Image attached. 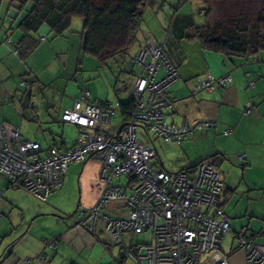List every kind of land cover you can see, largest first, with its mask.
<instances>
[{"label":"crops","instance_id":"1","mask_svg":"<svg viewBox=\"0 0 264 264\" xmlns=\"http://www.w3.org/2000/svg\"><path fill=\"white\" fill-rule=\"evenodd\" d=\"M8 5L7 0H0V17L4 12L8 13L4 23L0 24V122L18 126L23 138L40 142L45 150L50 146L68 150L75 146L83 128L65 122L63 114L73 107L82 92L77 93L78 96L72 102L62 101L64 108L61 106V111L57 109V99L51 100V94L45 95L38 100L45 103L42 115V109L38 107L40 109L37 111L36 108V112L15 114L14 121H7L8 107L16 99L24 102L26 89L32 88L30 82L35 81L41 89L43 80L49 83L50 88L53 82L47 76L51 74V46L47 45L49 47L43 49V52H39L38 46L28 54L20 55L16 46L28 32L23 27L22 32L13 29L8 20L11 10ZM178 26V30L182 29L181 24ZM150 30L144 32L145 39L152 35L162 43L165 42V32H156L155 35ZM46 33L49 32H43ZM168 33L179 38V44L174 45L177 52L173 56L179 78L168 88L169 93L176 98V107L167 120L177 125L215 120L218 125L197 131L186 137L181 144L160 138V141L176 145V152L164 160L155 145L153 147L157 149V156L151 163L154 167L170 171L195 168L205 159L217 166L224 182L222 206L234 230L224 235L222 250L229 256L230 264H250L246 250L239 247L236 233L247 227L254 240L264 246V51L249 56H227L206 49L198 38L184 37L185 29L183 32ZM37 34L31 32L27 36L29 44L33 43ZM9 38L12 42L8 41ZM81 42V50L87 54L83 49V33ZM64 72L72 74L74 79L78 77L77 69L72 71L67 68ZM208 73L215 77L231 75L233 79L225 86L195 92L198 79ZM89 93L93 100L109 101L114 108L118 106L122 124L112 125L117 112L115 108L110 122L105 125L106 130L115 133L127 123L129 118L124 120L120 98L115 104L108 92L105 95L98 89L96 93ZM249 106L250 112H246ZM32 124L35 128L32 132L26 131L24 135L22 127L28 128ZM227 129L229 131L225 133ZM101 173L102 162L97 159L73 162L64 176L63 184L53 189L45 200L23 187L12 186L8 178L0 174V264H120L121 261L134 264L132 259L123 257L124 247L136 245L135 238L146 232L151 234V239L140 242H150V229L136 236L126 233L123 242L117 243L104 226L98 224L97 231L93 232L79 225L77 216H74L80 207L89 208L98 201L104 188ZM126 176L128 183H116V176L113 183L129 186L131 178ZM237 189L246 193L258 191L260 201L251 209L253 198L248 195V204L242 202V209L236 207L233 196ZM107 209L121 214L129 212V206L124 201H111ZM127 236H130V241L126 242ZM53 239L58 240L54 248L49 246Z\"/></svg>","mask_w":264,"mask_h":264},{"label":"built area","instance_id":"2","mask_svg":"<svg viewBox=\"0 0 264 264\" xmlns=\"http://www.w3.org/2000/svg\"><path fill=\"white\" fill-rule=\"evenodd\" d=\"M8 41L12 42L10 38ZM135 60L146 73L133 88L138 103L122 128L115 133L106 130L115 108L110 102L92 100L89 91L63 114L65 122L83 128L75 146L68 150L56 146L45 150L40 142L23 138L18 126L0 122V174L12 186L23 187L45 200L63 184L73 162L97 159L102 162L104 188L94 206L79 208V225L93 232L102 225L117 243L123 242L126 233L136 236L150 229V242L124 247L123 257L134 264H230L222 243L224 235L234 230L222 206L224 182L217 166L205 159L192 169L154 167L151 160L157 156V149L138 134L142 127L153 138L180 144L196 131L218 124L215 120H198L177 125L167 120L176 105L168 88L179 78V71L157 39L148 36ZM232 79L231 75L216 78L208 73L198 79L195 92L225 86ZM246 112H250V106ZM119 175H128L130 185H115L113 178ZM111 201H124L129 212L108 210ZM236 236L249 263L264 264V246L254 240L248 228H242ZM57 241L51 240L49 246L54 248Z\"/></svg>","mask_w":264,"mask_h":264},{"label":"trees","instance_id":"3","mask_svg":"<svg viewBox=\"0 0 264 264\" xmlns=\"http://www.w3.org/2000/svg\"><path fill=\"white\" fill-rule=\"evenodd\" d=\"M203 1L205 22L198 23L192 14L177 13L172 20V30L183 32L185 29L184 37L198 38L206 49L222 52L227 56H249L264 51V0ZM7 2L9 8L19 9L27 7L28 3L32 4L20 22L21 27L28 32L16 46L20 55L28 54L40 42L34 38L33 43L29 44L27 36L31 32L38 33L43 24H48L56 36H62L71 27L73 19L79 16L84 21V51L103 63L118 62L121 64L119 70L126 72V60L129 58L130 48L138 38L146 11L162 8L166 0H7ZM214 5H217L218 9L214 8ZM179 24L182 25L180 30ZM148 36L133 56L134 60L147 43ZM152 37L157 39L155 36ZM169 39L171 51L166 46ZM178 42L179 38H171L170 35L165 42H160L176 66L173 56L177 52L174 45ZM137 65L142 69L137 77L139 78L146 72L141 65L138 63ZM136 82L131 80L128 84V89L132 93L130 98L119 102L124 120L132 117L138 103V96L133 92Z\"/></svg>","mask_w":264,"mask_h":264},{"label":"rangeland","instance_id":"4","mask_svg":"<svg viewBox=\"0 0 264 264\" xmlns=\"http://www.w3.org/2000/svg\"><path fill=\"white\" fill-rule=\"evenodd\" d=\"M31 3H28L27 7L23 9H19L16 7L11 8L9 12V19L13 25V29L19 30L22 32L23 28L20 25L22 20V16L25 15L31 7ZM9 6V5H8ZM203 0H166L164 6L162 8L155 9L153 11L147 10L145 16L142 21L141 29L139 31L138 38L136 42L130 48L129 58L126 60V72H121L119 67L121 66L118 62H100L96 57L90 54H85L81 50V39L84 28L83 18L77 16L73 19L71 27L65 31L62 36H56L55 32L51 29L48 24H43L37 34V38L40 42L37 44L36 48L39 46V52H43L42 50L51 46V55H50V65H51V74H47L48 78L51 79V88L47 81L43 80V88L41 89L38 83L30 82L32 84V88H27L24 93V102L20 100H15L8 107L6 116L7 121H14L15 114L24 115L36 112L35 109L41 107V115L45 112L44 102L40 103L38 101L39 98H43V96L51 94V100L57 99V109L61 111L62 101L68 102L69 100L72 102L78 96L77 93L85 92L89 90L93 93L99 89L105 95L108 92L110 94L111 100L116 104L118 99L128 100L132 93L128 89V84L131 80L137 81L138 75L142 72V69L137 65L136 60H134L133 56L136 54L138 49L140 48L141 43L145 40L144 32L147 30L156 32H165V40L169 36L168 32H174L172 30V19L174 14H186L190 13L195 17V20L198 23H202L206 21V15L203 13L202 8L204 7ZM217 5H214V8ZM8 13L4 12L0 17V24L4 23L7 18ZM216 16V15H215ZM17 19V20H16ZM43 32H49L43 34ZM171 38L174 36L173 33L170 35ZM43 37L45 39H43ZM161 42V41H160ZM187 42V41H186ZM162 43V42H161ZM170 39L167 43V48L170 50ZM46 45V46H45ZM72 71L78 70L77 79L72 78V74L68 75L65 71L67 68ZM121 69V67H120ZM74 73V72H72ZM46 75V74H43ZM58 75H60L58 77ZM53 83V84H52ZM116 87H118L116 89ZM25 90V87H24ZM36 94H35V93ZM94 97V96H92ZM148 95L145 96V100ZM92 99V98H91ZM93 100V99H92ZM15 103V105H14ZM64 106H62V109ZM114 115V120L112 125H121L122 118L121 114L118 111ZM19 112L17 113V111ZM11 119V120H10ZM59 126V124H57ZM61 127V126H60ZM24 131V135H26V131L32 132L35 128L33 124L27 128V126L22 127ZM62 131V129H61ZM117 132V131H116ZM139 137L147 144L155 146L159 149L161 156L164 160L168 157H171L175 154L176 145L167 143L165 141H160V138H153L149 136L145 129L142 127L139 128L138 131ZM30 136V135H29ZM46 154V153H42ZM223 178V177H222ZM116 183L126 184L129 182V179L126 175H120L115 177ZM79 193V187L77 189ZM246 191V190H245ZM248 195L253 198V201L250 203V208L254 205H257L259 200V192L253 190L249 193L244 192V190H236V195H234L233 201L237 204L236 207L242 209V202H246L248 204ZM223 198V195H222ZM91 208V207H89ZM238 208V209H239ZM240 210V209H239ZM127 213V212H124ZM77 215V214H76ZM74 215V216H76ZM151 239V234L149 232L144 233L142 236H137L135 238V243L138 244L140 240L149 241ZM130 241V236L126 237V242Z\"/></svg>","mask_w":264,"mask_h":264}]
</instances>
